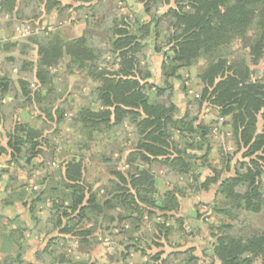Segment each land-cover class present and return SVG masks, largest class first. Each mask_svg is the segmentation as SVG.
I'll return each mask as SVG.
<instances>
[{"label": "trees", "instance_id": "obj_1", "mask_svg": "<svg viewBox=\"0 0 264 264\" xmlns=\"http://www.w3.org/2000/svg\"><path fill=\"white\" fill-rule=\"evenodd\" d=\"M77 1L88 5L99 0ZM137 2L142 4L148 19L143 20L136 13L131 17H117L103 12L105 36L101 39L87 32L73 40H65L59 31L31 36L29 40L37 47L39 56L35 72L38 86L33 91L28 82L20 80L23 93L13 99L23 100L21 104L5 102L14 89L6 67L17 61L14 58L3 61L0 123L20 112L19 116L23 112L27 116L15 121L8 146L0 147V157L9 153L14 162H22L27 167L34 166L43 152V132L31 124L34 118L29 111L51 112L49 101L57 91L51 69L68 58L67 68L85 72L93 83L88 97L68 122L78 135L74 144L76 152L58 175L48 176L53 189L61 191L66 198L58 202L40 195L31 203L29 221L37 220L33 216L37 203L50 202L48 222L52 228L60 229L62 236H88L91 231H77L75 221L87 220L98 226L101 220L114 222L113 214H117V220L124 223L133 220L135 215L143 217L146 212L175 219L187 192H208L217 186L220 200L216 202L222 205H216L214 211L231 221L218 227L219 233L214 236L210 247L212 264H264V226L260 231L246 233L244 228L249 221L240 220L242 213L264 214V76L253 81L250 69L264 62V0ZM43 4L47 13L62 10L60 0H0V19L13 15L32 18ZM97 5H88L96 16L99 15ZM165 7L167 10L160 13ZM165 31L171 48L161 65L165 86L158 88L149 82L152 73L144 62L149 49H157ZM251 31L253 34L248 39ZM238 42L245 43L247 57L232 59V45ZM13 45L0 41V53L10 51ZM201 60L204 64L198 77L202 91L191 102L199 109L208 104L217 110L218 118L227 119L236 153H243L242 159L233 164V156L228 157L225 169L211 168L212 174L204 180L203 171L213 151L212 128L199 122L192 110L182 114L172 102L171 89V80H180L182 69L196 66ZM21 64L23 73L34 67L25 60ZM110 66L115 69L109 70ZM162 97H167V102L154 100ZM260 121L263 122L261 129ZM97 138L113 139L121 154L130 139H134L127 154L129 169L110 171L112 179L106 187V197L100 190L94 191L85 178L84 152L92 148ZM103 161L110 163L113 159L103 157ZM154 165L163 167L167 178L178 176L180 180L172 189L162 190ZM3 169L0 196L6 193L5 203L14 206L22 202V193L13 189L17 179L3 178L9 172L8 168ZM225 172L228 175L224 177ZM65 218L68 220L63 224ZM13 221L26 223L21 216ZM20 228L10 230L2 252L11 258L1 260L0 264L21 263L25 240L24 230ZM172 230L166 228V236ZM192 260L193 257L189 261Z\"/></svg>", "mask_w": 264, "mask_h": 264}, {"label": "rangeland", "instance_id": "obj_2", "mask_svg": "<svg viewBox=\"0 0 264 264\" xmlns=\"http://www.w3.org/2000/svg\"><path fill=\"white\" fill-rule=\"evenodd\" d=\"M60 1L62 2L61 11L55 9L47 13L45 4H43L40 10L33 14L34 17L31 16L32 18H19L13 15L7 16L5 20L0 19V41H8L16 45L9 47L10 51L0 53V70H3L5 58H14L17 61L16 64L6 67L14 87L10 97L5 100L6 104H11L16 100L13 98L22 95L20 80L28 82L29 88L33 91L38 86L35 78L39 60L38 50L29 40L34 34L59 31L65 40H73L87 32L91 37L101 39L105 36L104 13L115 14L117 17H131L133 13H136L143 20L148 19V16L143 13L142 4L137 0H99L88 4H98V16L94 15L95 13L87 4L77 0ZM166 10V7L161 8L159 12L164 13ZM252 32H249L248 39L251 38ZM167 34L166 31L162 34L163 38L158 41L157 49L154 50L153 47L149 49L144 62L152 73L149 82L158 88L165 86L161 65L171 48L167 42ZM25 47H28L26 51H24ZM232 52L233 59L247 57L248 50L245 43L238 42L232 45ZM24 60L34 66L32 70H26L25 73L20 71L21 62ZM68 61L69 59L65 58L59 66L51 69L57 87L56 93L49 101L51 112L41 113L37 109L29 111L31 117L34 118L31 124L43 132L44 139L41 143L43 152L35 160V165L27 167L22 162H14L9 153L0 157V171L8 168L10 172L4 174L3 178L17 179L14 181L13 189L22 193L20 196L22 202L15 203L14 206H8L5 203L6 193L3 192L0 196V261L11 258L9 254L2 252L10 230L13 227L16 229L22 227L20 229L24 230L25 242L21 250L20 264H212L210 247L215 240L214 236L219 233L218 227L231 221L228 217H222L214 211L216 205H222L216 202L220 200L217 198V186L211 187L208 192L192 193L191 191L192 194L187 192V197L181 200V210L175 213V219H166L159 213L151 216L146 212L143 217L135 215L133 220L124 223L117 220V214H113L114 222L101 220L98 226L87 220L78 223L75 221L77 231H91L88 236H62L59 233L60 229L52 228V224L48 222L49 209L52 206L50 202L46 205L42 202L37 203L33 214L37 220L29 221L28 213L32 206L31 203L38 200L40 195L58 202L66 198L62 197L61 191L53 189L48 176L58 175L60 168L64 169L65 163L76 152L74 144L78 135L75 128L68 122L93 89V83L87 78L86 73L80 70H69ZM203 64L204 60H201L196 66L182 69L179 72L180 80H171L172 102L181 110V113L192 110L199 117V122L202 121L212 128L210 139L213 151L208 158V167L203 171L202 180L212 174L211 168L225 169L228 157L231 155L233 156L232 164L242 159L243 155L242 152L236 153L237 146L230 135L226 124L227 119L218 118L217 110L208 104H204L199 109L195 103L191 102L201 95L202 87L198 76ZM108 68L109 70L115 69L113 66ZM250 69L253 81L264 76V62L251 66ZM154 100L167 102V97L154 98ZM22 102L23 100L15 101L16 104ZM20 113L0 123V147L8 146L9 136L14 133L15 121L27 116L24 112L22 116H19ZM49 116L52 118L50 119ZM59 117L62 118L61 121ZM262 124L263 122L260 121V129ZM125 129L129 130L128 132L131 131L129 127ZM133 142L134 139L131 138L121 154L113 139L97 138L92 148L84 152L87 168L85 178L94 191L100 190L101 195L106 197V189L112 179L110 171L116 169L127 172L129 169L127 154ZM120 145L124 146V144ZM103 157L113 159V161L104 162ZM154 171L158 175L162 190L172 189L173 185L180 180L178 176L167 178L165 175L167 171L163 167L154 165ZM227 175L225 172L224 177ZM3 190L4 186H2ZM17 216H21L26 223L22 221L14 223L13 220ZM51 217L56 219L55 216L51 215ZM245 219L249 223L245 226L244 232L263 229L264 214L249 216L242 213L240 220ZM67 220L65 218L63 224H66ZM166 228H173L168 236H166ZM191 257L194 260L189 261Z\"/></svg>", "mask_w": 264, "mask_h": 264}]
</instances>
